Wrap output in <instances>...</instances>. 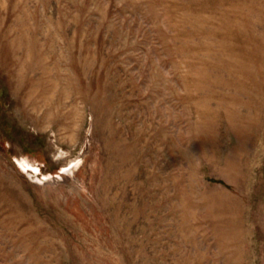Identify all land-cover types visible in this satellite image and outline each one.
<instances>
[{"label": "rangeland", "instance_id": "374dc122", "mask_svg": "<svg viewBox=\"0 0 264 264\" xmlns=\"http://www.w3.org/2000/svg\"><path fill=\"white\" fill-rule=\"evenodd\" d=\"M0 264H264V0H0Z\"/></svg>", "mask_w": 264, "mask_h": 264}]
</instances>
